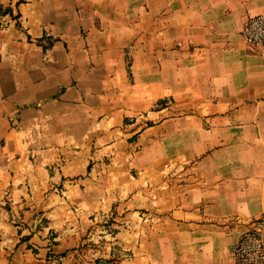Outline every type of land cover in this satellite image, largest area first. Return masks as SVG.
Instances as JSON below:
<instances>
[{
  "label": "crops",
  "instance_id": "crops-1",
  "mask_svg": "<svg viewBox=\"0 0 264 264\" xmlns=\"http://www.w3.org/2000/svg\"><path fill=\"white\" fill-rule=\"evenodd\" d=\"M254 14L0 0V264H232L264 216Z\"/></svg>",
  "mask_w": 264,
  "mask_h": 264
},
{
  "label": "built area",
  "instance_id": "built-area-1",
  "mask_svg": "<svg viewBox=\"0 0 264 264\" xmlns=\"http://www.w3.org/2000/svg\"><path fill=\"white\" fill-rule=\"evenodd\" d=\"M245 41L264 50V14L249 15L243 24ZM232 264H264V216L242 232L231 249Z\"/></svg>",
  "mask_w": 264,
  "mask_h": 264
},
{
  "label": "rangeland",
  "instance_id": "rangeland-1",
  "mask_svg": "<svg viewBox=\"0 0 264 264\" xmlns=\"http://www.w3.org/2000/svg\"><path fill=\"white\" fill-rule=\"evenodd\" d=\"M257 50H259L260 52H264V50H261V49H258V48H256Z\"/></svg>",
  "mask_w": 264,
  "mask_h": 264
},
{
  "label": "trees",
  "instance_id": "trees-1",
  "mask_svg": "<svg viewBox=\"0 0 264 264\" xmlns=\"http://www.w3.org/2000/svg\"><path fill=\"white\" fill-rule=\"evenodd\" d=\"M60 263V262H59Z\"/></svg>",
  "mask_w": 264,
  "mask_h": 264
}]
</instances>
